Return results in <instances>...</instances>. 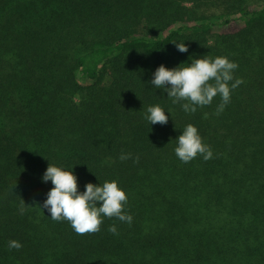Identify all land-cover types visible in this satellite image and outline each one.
I'll return each mask as SVG.
<instances>
[{
  "label": "trees",
  "instance_id": "obj_1",
  "mask_svg": "<svg viewBox=\"0 0 264 264\" xmlns=\"http://www.w3.org/2000/svg\"><path fill=\"white\" fill-rule=\"evenodd\" d=\"M207 54L243 81L222 109L148 83ZM155 104L166 124L144 118ZM188 123L211 158L175 155ZM49 163L80 191L117 180L131 223L52 220ZM0 264H264V0H0Z\"/></svg>",
  "mask_w": 264,
  "mask_h": 264
},
{
  "label": "clouds",
  "instance_id": "obj_2",
  "mask_svg": "<svg viewBox=\"0 0 264 264\" xmlns=\"http://www.w3.org/2000/svg\"><path fill=\"white\" fill-rule=\"evenodd\" d=\"M175 44L180 52L188 51L185 43ZM189 60L173 68L161 64L148 83L166 92L173 103L182 102L181 107L185 112H195L198 107L210 105L217 96L222 109L230 102L232 91L243 82L241 78H234L238 64L227 56L210 57L208 54L190 56ZM166 113L171 115L160 104L149 105L144 118L150 125L166 124L169 120ZM174 140V153L182 162H189L198 155L207 160L213 155L210 146L204 143L198 128L192 123L186 124ZM128 155L121 153L120 159H127ZM42 181H51L53 185L42 204L47 216L56 221H68L78 234L99 231L105 217H115L129 223L133 219L130 213L123 211L128 196L117 180H105L99 184L88 182L80 191L73 169L49 163ZM109 231L116 233V226L111 225ZM8 247L19 249L22 244L12 239L8 241Z\"/></svg>",
  "mask_w": 264,
  "mask_h": 264
}]
</instances>
